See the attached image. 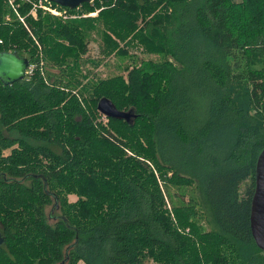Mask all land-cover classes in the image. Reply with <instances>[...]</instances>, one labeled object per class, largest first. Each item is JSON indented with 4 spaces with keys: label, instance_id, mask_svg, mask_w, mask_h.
I'll return each instance as SVG.
<instances>
[{
    "label": "trees",
    "instance_id": "obj_1",
    "mask_svg": "<svg viewBox=\"0 0 264 264\" xmlns=\"http://www.w3.org/2000/svg\"><path fill=\"white\" fill-rule=\"evenodd\" d=\"M17 6L0 0V50L34 67L0 82V264H264L251 226L264 0H93L80 7L97 15L67 20ZM99 24L105 57L141 45L158 59L85 81ZM103 98L136 116L105 124ZM195 183L208 230L202 205L167 204L168 185Z\"/></svg>",
    "mask_w": 264,
    "mask_h": 264
},
{
    "label": "rangeland",
    "instance_id": "obj_2",
    "mask_svg": "<svg viewBox=\"0 0 264 264\" xmlns=\"http://www.w3.org/2000/svg\"><path fill=\"white\" fill-rule=\"evenodd\" d=\"M241 1V0H236ZM80 10V9H78ZM82 14L87 13L81 7ZM98 13V10H96ZM97 15V14H94ZM82 17V16H81ZM80 17V18H81ZM88 17V16H84ZM78 19V18H77ZM103 26L97 25L95 29L89 30L86 34V40L88 42V52L87 54L82 56V66L81 69L84 74H88V78L86 80H96L97 78H107L110 75L114 76L116 74H124L127 76L128 68H132L136 63H140L142 59L147 58H155L158 59V55L145 53L143 51V47L141 45L136 47H130L128 49V53L126 55H109L108 57L104 55V33ZM27 55V54H26ZM97 59V60H96ZM87 60V61H86ZM96 60L100 61L99 64L93 63L92 61ZM61 68L48 64V72L53 75H59L61 73ZM102 114V113H101ZM105 124H107V117L104 115L100 118ZM171 174V172H170ZM165 188V183L163 184ZM171 196L168 193V201L173 206V204H187L196 202L197 207L200 208L201 205L204 209H202L203 219L201 223L205 229H210L212 226L209 223L210 209H206V201L203 195V191L200 190L198 185L195 183L191 186H182L177 187L173 185H168ZM242 188V187H241ZM244 189V187L242 188ZM69 201L74 202L78 199L76 194H69ZM171 206V210H172ZM60 207H55L54 204L48 206L47 210L49 212V218L52 222H56L58 217L61 216ZM57 264H66L65 262L57 263ZM79 264H85L84 262H80Z\"/></svg>",
    "mask_w": 264,
    "mask_h": 264
},
{
    "label": "water",
    "instance_id": "obj_3",
    "mask_svg": "<svg viewBox=\"0 0 264 264\" xmlns=\"http://www.w3.org/2000/svg\"><path fill=\"white\" fill-rule=\"evenodd\" d=\"M53 1V0H52ZM55 2L68 6L70 8H78L81 4L92 2L93 0H54ZM30 64L29 56L19 51L0 50V79L4 84L10 85L17 80L27 77V69ZM99 110L108 117L126 118L130 120L136 116L132 110H119L113 100L103 98L98 102ZM256 166V189L253 196V204L251 211V226L254 238L258 246L264 251V149L261 151ZM4 238L0 231V245L3 244Z\"/></svg>",
    "mask_w": 264,
    "mask_h": 264
},
{
    "label": "built area",
    "instance_id": "obj_4",
    "mask_svg": "<svg viewBox=\"0 0 264 264\" xmlns=\"http://www.w3.org/2000/svg\"><path fill=\"white\" fill-rule=\"evenodd\" d=\"M9 4L12 6V8H14L13 10H15V12L18 13V6H17V0H8ZM21 2H28L30 4H32L33 8H32V13L36 16L37 15V9H42L44 12L50 13L52 15H56L57 17L61 18L62 20H67V19H77L80 18L81 16H94V14H97V11L94 10L92 12L89 13H84L82 14L81 11V7L79 6L78 8H70L68 6H63L57 2H55L54 0H21ZM80 9V10H78ZM21 20L24 21L23 17H21ZM3 39H0V42H2ZM33 65L30 63L29 67L27 69V76H29V74H31L33 72ZM1 82V79H0ZM102 113V112H101ZM102 115L104 116L105 114L102 113ZM106 117H108L107 115H105ZM156 174L159 176L158 172L156 171ZM160 179V177H159ZM160 184L164 189L163 186V182L162 179L159 180ZM166 199H167V204L169 205L170 209H171V204L168 201V197L166 195Z\"/></svg>",
    "mask_w": 264,
    "mask_h": 264
}]
</instances>
